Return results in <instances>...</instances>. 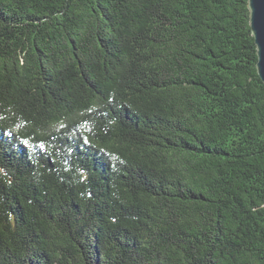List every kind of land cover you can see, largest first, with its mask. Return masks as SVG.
<instances>
[{
    "label": "trees",
    "instance_id": "trees-1",
    "mask_svg": "<svg viewBox=\"0 0 264 264\" xmlns=\"http://www.w3.org/2000/svg\"><path fill=\"white\" fill-rule=\"evenodd\" d=\"M250 0H0V264H264Z\"/></svg>",
    "mask_w": 264,
    "mask_h": 264
},
{
    "label": "water",
    "instance_id": "water-1",
    "mask_svg": "<svg viewBox=\"0 0 264 264\" xmlns=\"http://www.w3.org/2000/svg\"><path fill=\"white\" fill-rule=\"evenodd\" d=\"M251 27L258 48V72L264 82V0H250Z\"/></svg>",
    "mask_w": 264,
    "mask_h": 264
}]
</instances>
